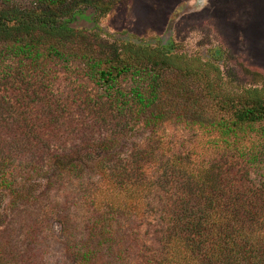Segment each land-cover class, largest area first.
Instances as JSON below:
<instances>
[{
    "label": "trees",
    "instance_id": "1",
    "mask_svg": "<svg viewBox=\"0 0 264 264\" xmlns=\"http://www.w3.org/2000/svg\"><path fill=\"white\" fill-rule=\"evenodd\" d=\"M18 2L0 0V63L15 66L7 88L15 102L0 96V197L23 192L44 164L49 174L83 180L89 169L75 157L94 150L102 158L93 169L116 190L90 188L99 221L91 231L104 249L119 244L116 227L132 228L120 221L134 219L137 204L158 225L147 264H264V180L251 181L257 169L264 179V86L227 91L219 66L184 55L171 39L94 48L82 39L108 13L102 0H31L22 9ZM59 63L81 66L98 91L93 103L59 91ZM73 107L90 115L92 130L105 126L99 136L62 130L68 144L44 140V130L72 127ZM170 124L193 136L165 158L171 150L160 133ZM136 130L149 134L147 145L136 147L127 170L129 160L115 161L116 153ZM147 154L158 157L157 170L143 164ZM20 224L13 217L0 227V264H38L33 247L19 249ZM94 254L85 246L77 264L96 263Z\"/></svg>",
    "mask_w": 264,
    "mask_h": 264
},
{
    "label": "rangeland",
    "instance_id": "2",
    "mask_svg": "<svg viewBox=\"0 0 264 264\" xmlns=\"http://www.w3.org/2000/svg\"><path fill=\"white\" fill-rule=\"evenodd\" d=\"M30 1L19 0V8L29 6ZM102 6L109 11L99 18L98 28L95 27L97 34L93 35L95 31L88 30L82 39L94 48L117 50L127 41L171 39L184 55L219 66L227 91L238 92L243 88L264 86V0H102ZM81 24L89 27L85 22ZM217 50L219 55L215 54ZM14 68L10 61L6 65L0 63V96L7 95L6 99L13 103L15 101L11 94L8 95L10 91L7 88L14 82L10 76ZM55 70L61 93L69 98H90L94 102L97 88L81 66L65 67L59 63ZM211 76L212 79L217 78L213 73ZM75 109L72 108L73 111ZM82 112L78 110L70 115L72 127L64 126L51 133L44 130V140L61 136L62 130L74 135V131L76 133L81 129L98 137L105 126L98 127V122L92 130L90 115H82ZM131 132L132 137L122 143L115 159L129 160V163L123 164L127 170L134 168L132 163L137 159L136 147L143 146L142 142L149 136L137 130ZM160 134L171 150L165 158L193 136L190 128L178 124L165 126ZM67 138L68 135L61 136L62 146L69 143ZM77 158L89 169L83 180L67 175L55 176V172L49 174L46 172L48 166L44 164L41 171L26 182L23 192L14 189L15 193H4L5 196L0 197V227L6 226L13 217L21 221L17 230L19 249L25 251L28 246L33 247L38 264H77V254L87 245L97 253L94 254L97 261L93 264H147L152 254L149 248H155L151 232L158 229L152 227L154 224L158 226L154 217H147L143 205L137 207L134 204L135 218L120 221V224H128L132 228L124 231L116 227L113 236L119 244H113V249H108L105 244L104 249L100 244V235L91 231L99 221L91 201L90 188L98 184L103 192L108 191L107 195L114 196L116 190L111 184L109 190L107 181L93 169L102 158L99 152L91 150L87 155H77ZM157 159L147 154L143 164L157 170L161 166L157 164ZM263 180L261 169L251 175L255 186ZM120 195L123 196L122 203L129 202L127 205L131 208L128 196ZM10 203L17 205L16 208L9 207ZM102 211L109 213L106 207ZM29 229L32 232L28 234ZM120 253V259H114Z\"/></svg>",
    "mask_w": 264,
    "mask_h": 264
}]
</instances>
